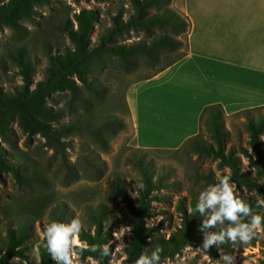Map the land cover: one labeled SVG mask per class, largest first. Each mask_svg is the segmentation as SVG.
I'll use <instances>...</instances> for the list:
<instances>
[{
	"label": "rangeland",
	"instance_id": "obj_1",
	"mask_svg": "<svg viewBox=\"0 0 264 264\" xmlns=\"http://www.w3.org/2000/svg\"><path fill=\"white\" fill-rule=\"evenodd\" d=\"M8 1L1 0L2 3ZM189 2L170 0L172 10L188 22L185 31L172 32L174 38L182 41L180 47L161 51L156 61L140 54L123 60L118 55L100 53L89 64L88 86L78 82L76 93L65 90L47 98V104L60 112L57 119L48 120L49 124L61 129L59 140L49 139L42 133L31 134L17 119L10 123L4 135H0V147L5 151L7 163L14 165L19 175L17 177L10 167L0 171V258L12 245L14 254L9 257L8 264H42L48 224L54 221L70 223L79 216L84 229L95 231L97 223L93 214L100 211L104 231L111 228L113 236L110 240L113 246L111 264H127L133 215L110 186L109 179L120 175L129 195L137 200L138 188L145 185L143 164L154 181L163 179L164 183L153 194L151 216L146 220L153 233L151 245L164 243L168 246L161 253V264H217L221 249L234 254L236 264H264V226L257 229L246 244L228 243V250L225 244L219 248L214 245L208 252L201 249L204 232L200 226L206 217L196 211L199 194L223 176H229L231 169L219 159L190 147L191 137L183 140L188 132L179 143L171 134L180 132L183 118L179 116L184 111H193L195 104L208 96L202 89L206 92L209 86L200 80L201 85L168 82L159 86L168 76L144 85L137 95L141 139L133 122L127 99L131 86L153 78L187 56L193 26ZM251 2L216 0L207 16L234 18L250 11ZM82 9L97 12L89 35L91 45L97 44L101 35L114 26L116 16L122 15L128 20L136 12L132 0H47L36 5L32 18L20 20L15 28L5 26L0 30V88L8 93L20 89L25 83L26 65L32 69V88L44 79L50 54L75 49L76 43L68 29L78 27L76 14ZM162 31L154 27L152 35L157 36ZM145 39L150 40V34L138 28L116 37L118 42L127 44ZM258 109L263 115L257 119L264 118V105L235 113H227L223 107L221 119L227 130L226 145L236 148L244 170L250 171L255 179L250 186L230 176L231 182L249 205L254 202V214L264 215V207L257 206V201H264V170L253 157L245 114L252 110L257 115ZM202 119L200 134L214 144V130ZM170 122L171 126L164 127ZM262 136L264 139V134ZM169 138L175 141L164 143ZM152 141H162L163 146H156L159 142ZM184 210L198 216L194 237L189 244L175 247L171 239L185 227ZM208 231H216V228ZM78 245L88 246L79 236ZM14 257L19 259L14 260ZM74 264H100V261L90 256L84 258L77 252Z\"/></svg>",
	"mask_w": 264,
	"mask_h": 264
},
{
	"label": "trees",
	"instance_id": "obj_2",
	"mask_svg": "<svg viewBox=\"0 0 264 264\" xmlns=\"http://www.w3.org/2000/svg\"><path fill=\"white\" fill-rule=\"evenodd\" d=\"M47 2V0H9L2 3L0 0V30L5 26L17 27L20 20L33 17L36 5ZM136 12L128 20H124L122 15L114 18V26L106 34H102L97 44L91 45L89 38L94 22L97 19V12L94 10L82 9L76 14L78 27L68 29L69 36L75 41L76 47L72 51L62 54H50V65L46 70L44 79L38 81L32 88L31 76L32 69L26 65L23 71L25 83L14 93H8L0 88V135H4L10 123L15 119L19 120L22 126L31 134L42 133L49 139L59 140L61 129L48 123L50 119H57L60 115L58 110L47 104V98L55 92L71 90L76 93L79 89L78 82L88 86V67L89 64L98 57L100 53L108 52L118 55L123 60L140 54L150 61H156L160 52L165 50H175L181 46L182 41L174 38L172 32L185 31L188 28L186 19L181 18L170 7V0H132ZM161 28L163 31L157 35H152L153 28ZM138 28L150 34V40H138L132 44L118 42L116 37L126 30ZM180 60V59H179ZM256 115L252 110L245 111L247 118V128L249 131V144L253 150V157L257 165L264 170V118L262 112ZM223 106L221 104L209 105L204 109L202 121L207 122L214 130L215 143L204 139L199 133L189 139L188 145L199 153L211 155L220 160L224 166L231 169L230 175L235 180H242L247 185L254 184L253 176L250 171L244 170L243 162L235 147L226 145V128L221 119ZM244 153L247 150L241 148ZM3 148L0 147V171L12 169L17 177L18 172L14 165L7 163ZM250 156L249 154H247ZM135 162V160H134ZM140 164H143L141 161ZM10 167V168H9ZM144 170V187L138 188V198H132L125 181L120 175H115L109 179V184L121 197L123 203L129 208L133 215L132 220V240L127 247V264H135L136 260L148 246L149 251L159 246L163 252L168 248L164 243L151 245L150 238L153 233L147 225V218L151 216L152 202L155 200L153 194L164 185L163 179L158 182ZM151 169V168H150ZM162 185V186H161ZM253 209L256 208L254 202H250ZM185 212V227L177 233L172 242L175 247L189 244L193 240L194 225L196 217ZM96 219L97 228L95 231L83 229L79 234L80 240L85 242L90 248L92 245L110 244L112 239L111 228L104 231L102 211L93 214ZM14 238V235H12ZM179 243V244H177ZM79 246L76 251L79 253ZM227 250L229 244H225ZM113 253V246L110 244ZM14 247L10 245L7 253L0 258V264H8V259L14 254ZM162 252V253H163ZM80 254V253H79ZM82 256L93 257L100 261V264H111V256L101 257L99 252L84 251ZM42 264H55L51 259L46 247L42 248Z\"/></svg>",
	"mask_w": 264,
	"mask_h": 264
},
{
	"label": "crops",
	"instance_id": "obj_3",
	"mask_svg": "<svg viewBox=\"0 0 264 264\" xmlns=\"http://www.w3.org/2000/svg\"><path fill=\"white\" fill-rule=\"evenodd\" d=\"M215 2L190 0L193 26L187 56L153 78L135 83L128 91L127 99L140 139L143 134L137 113L138 92H142L144 85L167 76L168 79L159 86L168 82L201 85L199 80L209 86L206 92L202 89L208 96L198 101L193 111H184L179 116L183 118L182 128L179 133L171 134L178 143L185 132L189 134L183 140L200 133L202 112L208 105L221 104L227 113L264 105V0H252L250 11L230 19L207 16ZM171 138L164 143L174 142ZM157 142L156 146H163L162 141Z\"/></svg>",
	"mask_w": 264,
	"mask_h": 264
},
{
	"label": "clouds",
	"instance_id": "obj_4",
	"mask_svg": "<svg viewBox=\"0 0 264 264\" xmlns=\"http://www.w3.org/2000/svg\"><path fill=\"white\" fill-rule=\"evenodd\" d=\"M257 206L264 207V201H257ZM196 211L206 217L200 226V230L204 232L201 249L205 252L214 245L219 248L226 243L246 244L253 238L256 230L264 226V215L254 214L245 196L236 190V185L228 175L200 192ZM84 228V222L79 216L70 223L54 221L46 226L45 247L55 264H74L78 236ZM211 228H216V231H208ZM86 250L99 252L101 257L113 255L110 244L92 245L90 248L79 246L81 255ZM162 252L163 249L159 246L146 250L135 264H161ZM217 264H236V256L224 253L221 249Z\"/></svg>",
	"mask_w": 264,
	"mask_h": 264
},
{
	"label": "bare ground",
	"instance_id": "obj_5",
	"mask_svg": "<svg viewBox=\"0 0 264 264\" xmlns=\"http://www.w3.org/2000/svg\"><path fill=\"white\" fill-rule=\"evenodd\" d=\"M171 120L173 121L172 118H171ZM171 124H172V123L170 122V123H168V125H165L164 127H167V126L169 127V126H171Z\"/></svg>",
	"mask_w": 264,
	"mask_h": 264
}]
</instances>
